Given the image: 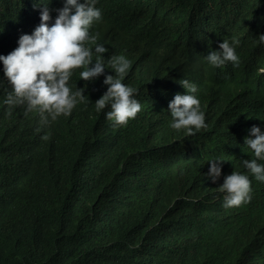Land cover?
<instances>
[{
	"label": "trees",
	"instance_id": "obj_1",
	"mask_svg": "<svg viewBox=\"0 0 264 264\" xmlns=\"http://www.w3.org/2000/svg\"><path fill=\"white\" fill-rule=\"evenodd\" d=\"M101 3L90 34L106 66L112 55L131 62L122 82L141 111L123 127L106 119L110 108L96 112L109 66L91 81L74 71L69 87L87 102L68 117L42 125L25 106L8 116L0 61V264H264V182L243 166L250 129L264 132V0ZM42 4L51 26L63 0H0V55L34 32ZM225 40L241 63L207 64ZM182 79L205 115L195 135L170 127ZM234 170L249 176L251 201L225 208L219 187Z\"/></svg>",
	"mask_w": 264,
	"mask_h": 264
},
{
	"label": "clouds",
	"instance_id": "obj_2",
	"mask_svg": "<svg viewBox=\"0 0 264 264\" xmlns=\"http://www.w3.org/2000/svg\"><path fill=\"white\" fill-rule=\"evenodd\" d=\"M63 1L64 6L57 10L59 14L54 24L49 25L52 19L50 10L42 4L41 22L34 32L22 35L18 47L8 55H0L4 76L12 87L4 101L8 106L7 115L11 116L14 108L25 106L24 114L27 116L31 112H38L42 125L47 124L49 118L54 122L61 116L68 117L78 104L87 102L84 89L73 92L69 87L74 71L83 68L79 73L80 79L91 81L104 74L105 68L110 66L115 76H106L104 84L110 87L95 101V110L99 113L110 108L106 119L112 121L114 126H127L129 120L135 119L141 111V104L133 98L136 90L122 82L131 62L124 55H112L106 66L103 54L108 49L97 44L98 33L90 34L93 22L102 16L98 9L101 0ZM259 40L264 42V35H260ZM232 43L238 45L239 41L233 38ZM86 45H95V59L92 48ZM219 49L205 56L207 64L222 67L226 62H232L234 66L241 63L240 55L236 54L228 41L220 43ZM93 60L95 65L90 67ZM261 71L264 72V69ZM179 83L187 90V94H176L169 103L173 118L170 127L178 132L185 130L186 135H195L207 127L200 101L190 94L196 93L197 87L187 79ZM48 138L47 135L42 137L44 140ZM245 144L254 153V158L244 160L243 166L257 181L264 182V164L258 163V160L264 161V132L253 126L250 135L245 138ZM220 175L221 167L214 160L207 176L215 183ZM251 190L249 176L234 170L219 187V191L224 193L223 206L239 207L250 202Z\"/></svg>",
	"mask_w": 264,
	"mask_h": 264
}]
</instances>
